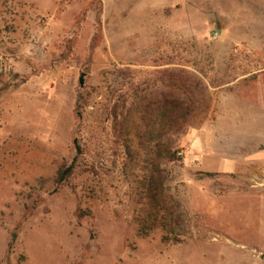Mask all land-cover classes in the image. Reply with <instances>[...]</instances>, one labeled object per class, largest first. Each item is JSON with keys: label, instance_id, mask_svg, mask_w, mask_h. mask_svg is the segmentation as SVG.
<instances>
[{"label": "rangeland", "instance_id": "374dc122", "mask_svg": "<svg viewBox=\"0 0 264 264\" xmlns=\"http://www.w3.org/2000/svg\"><path fill=\"white\" fill-rule=\"evenodd\" d=\"M0 264H264V0H0Z\"/></svg>", "mask_w": 264, "mask_h": 264}, {"label": "trees", "instance_id": "16d2710c", "mask_svg": "<svg viewBox=\"0 0 264 264\" xmlns=\"http://www.w3.org/2000/svg\"><path fill=\"white\" fill-rule=\"evenodd\" d=\"M187 113L184 112L182 102H174L170 107V111L163 112L159 115L160 118H165L170 125L168 129H165L160 132L159 139H163L166 136H171L169 140V147L166 150V162L175 163L180 159L176 156V151L174 148L178 146L177 140L180 137V124L182 121H186ZM129 116V111H124L122 105H119V101H116L112 107L105 108L104 113L102 114V123L104 127H109L110 130H113V133L117 136V139L123 141L125 147L128 149V131L125 126L126 120ZM146 133H138V136L145 137ZM75 144V155L72 158L71 162L68 165L61 167L56 175V181L58 183H66L75 173L76 168L79 166L78 159L83 154L81 145L78 142V139L74 140ZM155 171L158 173V176L152 177V182L156 185V188L162 190L164 186V181L166 179V168L162 166V162L155 166ZM172 209L169 210L170 219L173 224L176 225L180 221V214L176 211L175 208L171 205ZM177 241V240H176Z\"/></svg>", "mask_w": 264, "mask_h": 264}, {"label": "water", "instance_id": "95a60500", "mask_svg": "<svg viewBox=\"0 0 264 264\" xmlns=\"http://www.w3.org/2000/svg\"><path fill=\"white\" fill-rule=\"evenodd\" d=\"M80 84H82V78H80Z\"/></svg>", "mask_w": 264, "mask_h": 264}]
</instances>
